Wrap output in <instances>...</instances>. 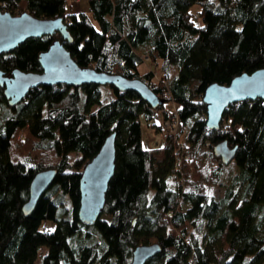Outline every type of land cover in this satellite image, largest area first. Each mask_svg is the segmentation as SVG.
<instances>
[{"label":"trees","instance_id":"1","mask_svg":"<svg viewBox=\"0 0 264 264\" xmlns=\"http://www.w3.org/2000/svg\"><path fill=\"white\" fill-rule=\"evenodd\" d=\"M88 1L89 11L75 12L68 0L0 7L63 17L73 37L64 44L79 65L139 77L164 102L91 82L40 84L11 105L0 86V264H37L44 246L39 264H130L138 245L155 242L162 249L145 264H264V98L229 104L218 129L209 128L204 101L211 83L264 67V0ZM56 39L64 38L28 37L0 54V69L42 71L40 53ZM168 100L177 135L143 147L141 115L164 110L166 126ZM113 132L116 167L102 213L110 218L87 225L78 215L82 172ZM224 140L237 146L227 164L214 152ZM182 141L191 155L179 164ZM46 168L56 176L25 214L32 179ZM216 185L222 196L210 193Z\"/></svg>","mask_w":264,"mask_h":264},{"label":"water","instance_id":"2","mask_svg":"<svg viewBox=\"0 0 264 264\" xmlns=\"http://www.w3.org/2000/svg\"><path fill=\"white\" fill-rule=\"evenodd\" d=\"M56 32L61 33L64 39L54 40L48 49L40 53L42 71H23L15 68L10 74H6L0 69V86L4 88V94L9 98L11 105H15L31 88L40 84L66 83L79 86L91 82L112 84L120 90H135L153 106L164 102V99L139 77L130 78L120 73L98 71L91 66L79 65L65 47V41H73V37L63 17H40L29 11L14 14L0 7V54L15 49L28 37ZM258 97L264 98V67L251 73L243 72L235 76L229 84L211 83L204 94L209 128L220 127L224 111L232 102ZM236 150L237 146L231 147L226 140L214 146L215 154L226 164L234 159ZM115 160L116 133L113 132L82 172L78 215L87 225L94 224L103 213L109 181L115 172ZM56 173V168H46L34 176L30 185V197L23 205L25 214H29L35 208L38 199L53 182ZM161 249L157 242L140 244L134 249L130 264H145ZM65 264L72 263L65 261Z\"/></svg>","mask_w":264,"mask_h":264},{"label":"rangeland","instance_id":"3","mask_svg":"<svg viewBox=\"0 0 264 264\" xmlns=\"http://www.w3.org/2000/svg\"><path fill=\"white\" fill-rule=\"evenodd\" d=\"M67 9L69 11H74L75 9H77V11H81V10H88L89 11V1L88 0H68V5H67ZM144 64L141 65V70H144ZM145 67H153L156 69L158 75L161 74V72H163V70L161 68H156V66H154V64H150L148 62H145ZM108 86L104 87V92L108 89ZM107 98V97H106ZM175 107L174 103L171 100H168L165 102V108H168L169 111ZM162 111V110H161ZM155 122H158L159 124L162 125V129L161 128H157L156 125L154 124ZM141 123H142V144L143 147L145 148H155V147H159L162 146L164 144L165 141V135H166V126L163 123V111L162 112H157L156 116L153 117L152 119H148L146 118V116L144 114L141 115ZM205 153L203 152V150H201L198 153V162H200L201 164L206 160V155H204ZM225 192V186L224 185H216V186H212L210 188V193L214 194V195H219L222 196ZM103 217L106 218H110L109 216L106 215H102ZM56 226V222L53 219H49L48 220V227L50 230H53ZM194 235H196V232H194ZM45 252H47V247L44 246L40 252H39V258L37 260V264L40 263V259L41 257L45 254Z\"/></svg>","mask_w":264,"mask_h":264},{"label":"built area","instance_id":"4","mask_svg":"<svg viewBox=\"0 0 264 264\" xmlns=\"http://www.w3.org/2000/svg\"><path fill=\"white\" fill-rule=\"evenodd\" d=\"M146 59H149V56H146L145 57ZM169 118H168V122L166 124V131L171 134V135H177V132L180 128V119H179V114H178V111L177 109H173L171 111H169ZM189 147H190V143L189 141H182L180 144H179V147H178V153H179V156L177 157V160H178V163L180 164L181 163V160L184 158V157H190L191 153L189 151ZM44 228H46L47 226L44 224L43 225Z\"/></svg>","mask_w":264,"mask_h":264},{"label":"crops","instance_id":"5","mask_svg":"<svg viewBox=\"0 0 264 264\" xmlns=\"http://www.w3.org/2000/svg\"><path fill=\"white\" fill-rule=\"evenodd\" d=\"M75 11H77V9H75L74 12H75ZM166 109H168V108H166ZM158 112H159V111H158ZM160 112H162V111L160 110ZM163 123H164V110H163Z\"/></svg>","mask_w":264,"mask_h":264}]
</instances>
